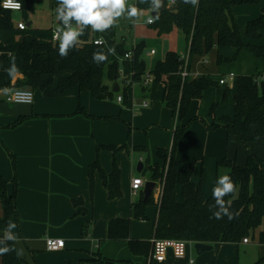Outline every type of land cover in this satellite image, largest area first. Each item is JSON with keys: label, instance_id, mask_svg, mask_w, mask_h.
<instances>
[{"label": "trees", "instance_id": "obj_1", "mask_svg": "<svg viewBox=\"0 0 264 264\" xmlns=\"http://www.w3.org/2000/svg\"><path fill=\"white\" fill-rule=\"evenodd\" d=\"M21 4L19 19L30 26L19 30L14 21V13L4 11L0 7V92L12 90H30L40 92L46 99H59L73 88L79 92L89 93L96 101L112 98L113 84L122 86L123 95L126 89L134 85H142L146 74H150L153 82L163 85V106L171 111L176 118V127L172 133L170 149H157L156 163L150 167V180L160 187L158 203H155L152 193L146 201L143 196L131 206L132 220L149 222L146 215L148 207H153V236L155 240H175L190 244L241 245L243 240L253 238L254 233L261 230L264 223V160L246 152L243 166L234 160L226 158L217 160L216 169L225 170L236 184L235 194L223 197L225 206L233 214V219L223 215L217 219L215 212L220 211L215 198L205 197L200 185H194L192 176L194 165L179 161L175 151L179 140L197 118H188L193 101L201 100L205 93L219 84L206 76L182 80L181 70L184 61L176 52L168 51L163 60L154 61L149 68L145 59L146 45L143 40L134 47H127L124 40H116V28L105 32H93L90 27L84 29L80 43L69 49L66 58L59 55V42L52 41V31L49 29H34L29 22L42 0H17ZM1 2V0H0ZM167 0H162L161 8L156 11L151 8L153 0H136L134 5L140 12H156V18L147 26L157 38L180 34L187 46L189 72L191 58L208 55L213 49L232 48L235 50L231 58L217 57V64H228L237 60L241 51L246 50L251 55L264 61V47L244 43L240 29L233 23L230 9L240 4H256L257 0H198V4L184 3L177 0L175 5L167 7ZM57 0H52V12L56 16ZM60 23L59 21H57ZM75 26V21L72 22ZM264 32V9L256 20L250 21L244 36L250 42L261 39ZM103 36L107 46L93 45L95 37ZM115 48V54L108 52ZM107 55V60L101 63L93 61L94 52ZM131 53L130 58L125 54ZM15 64L16 72L9 73ZM21 76V79H16ZM264 76V72H263ZM123 81V82H122ZM122 82V83H121ZM4 101V99H3ZM215 105L210 108L213 115ZM75 114L88 117L79 108ZM220 124L212 123L209 129L222 127L239 145H247L258 140H264V80L260 76H242L235 82L233 96V115L223 117ZM22 119L11 127L18 125ZM115 156L119 150L106 146ZM12 168L15 160L10 155ZM97 172L110 201L121 198L120 170L115 158L110 174H104L98 161L88 170L90 190H93V175ZM224 174V175H225ZM221 176V175H219ZM215 187L217 186V180ZM12 191L8 192L7 184L0 177V248L9 247L7 254L0 255V264H27L17 257L13 240L7 238L11 219L17 218V180L14 173ZM180 189V199L177 189ZM80 202V199H79ZM78 207V201L73 200ZM131 220L113 219L107 225V240L111 242H126L131 255L143 258L145 264L150 257V241L135 240L130 237ZM257 243L264 245V232L257 236ZM89 264H133L130 261L105 259L97 254ZM152 264V263H150ZM252 264H264V257Z\"/></svg>", "mask_w": 264, "mask_h": 264}, {"label": "crops", "instance_id": "obj_2", "mask_svg": "<svg viewBox=\"0 0 264 264\" xmlns=\"http://www.w3.org/2000/svg\"><path fill=\"white\" fill-rule=\"evenodd\" d=\"M263 9L264 0H257V3L252 5L240 4L231 7L230 16L233 23L240 29L244 43L264 47V32L261 39L256 42H250L244 36L246 25L259 18ZM139 26L144 27L145 25ZM118 31L120 40H124L127 47L130 48L133 43L140 42L133 40L129 46L127 44L129 40L126 38L129 35L121 32L123 31L121 25L118 29L116 28V32ZM220 49L214 50L219 51ZM229 49L231 50L229 53L225 52L228 55L222 57L231 58L233 56L235 50ZM152 50L155 51L153 48H146L145 53V59L149 61V68L150 64L154 63L151 58L157 55V51H155V54L150 56L149 53ZM188 51L187 58H189ZM167 52H164L160 60L164 59ZM241 54L258 60L262 65L260 72L248 73L245 76L259 75L260 79L264 80V61L246 50L241 51L239 55ZM194 59L190 60L189 77H207V71L200 70L207 64V59L203 57L196 58L195 61ZM230 75H233L232 79H229ZM21 78L18 76L16 79ZM237 78L233 73H223L219 80L224 79L225 84L218 86L226 87ZM117 84L118 94H122L120 82ZM154 84L158 85L156 82ZM153 85L148 87L134 85L124 91L121 104L127 103L128 90H136L138 95L134 98L136 107L132 106L135 108L132 117L127 116L123 119L120 113L116 115L108 112L105 109L104 101H96L89 93H81L76 88L68 90L59 99H46L40 92H33L32 105L6 103L3 101V97L7 91L0 93V177L5 180L8 192H11L13 188L14 173L17 180L16 208L18 215L17 218L11 219L7 236L17 237V239L11 240H13L17 252L23 250L19 258L25 263L89 264L91 259L100 254L105 259L145 264L143 258L131 255L126 242L107 240V225L113 219H130V237L132 239L150 241L153 236L154 208L148 207L146 210L150 233L142 235L140 230L134 226V222L142 221L132 220L131 206L143 196V189L137 194H133L130 190V182L133 178H141L143 182L151 181L149 169L156 163L155 152L159 148L170 149L171 144L169 147V143L172 142V133L176 127V118L162 104L163 85L157 87ZM234 92L235 87L232 94V114L223 116L219 108L215 111L218 114H215V118H210L211 121L208 123L218 122L223 117H232ZM139 98L144 100L143 103L148 106L150 102L151 106L144 107L143 103L139 102ZM213 105L217 104H212L210 108ZM79 108H82L88 117L75 114ZM154 113H160L161 118L164 117L163 120H153L156 116ZM194 117L197 118L191 111L188 118ZM172 118H174V124L171 123ZM20 119L22 122L11 127ZM195 125H191L179 140L175 156L181 162L194 165L192 182L194 185H200L205 197H210L213 195L218 176L217 160L226 158L237 163L235 154L238 155L241 145L227 135L224 129L207 133L199 128V131L194 134L192 128ZM127 128H130L134 134L129 133ZM148 128L150 138L146 140L140 136L138 129L147 130ZM149 144L152 146L150 148L154 159L146 167L141 164L143 168L140 174L143 173V177H140L137 175V168V174L133 168L134 162L137 160H134V155L136 158L138 157L134 149L144 151V145L149 147ZM106 146L122 149L113 156L111 151L105 149ZM129 148L134 150L131 151V154H129ZM179 148L186 151L179 152ZM244 148L246 152L264 160V140H258ZM240 153L239 159L243 160L244 154L241 149ZM10 155L15 160V172L12 168ZM113 158L120 170L121 198L110 201L97 172L93 175V190L91 192L88 170L95 161H98L101 170L108 175L112 170ZM199 159L205 160V165L209 168L206 175H203L202 170L199 171L195 166L194 161ZM203 160H200L201 164H203ZM237 165L242 166L243 161L239 160ZM198 177L199 179H197ZM177 196L180 197L179 188ZM73 200L78 201V207L73 205ZM1 215L0 207V217ZM13 223L16 225L15 227L12 226ZM46 239L63 240L64 249L59 252H47L45 250ZM193 245L188 246L185 259L176 260L169 254L163 264H189V259H193L194 264H252L259 256V251H257L256 257L248 243H242V246L216 244L212 246L211 251L200 256L195 254L192 249ZM258 246L264 245H256L257 248H259ZM242 249L244 261L241 259Z\"/></svg>", "mask_w": 264, "mask_h": 264}, {"label": "rangeland", "instance_id": "obj_3", "mask_svg": "<svg viewBox=\"0 0 264 264\" xmlns=\"http://www.w3.org/2000/svg\"><path fill=\"white\" fill-rule=\"evenodd\" d=\"M148 14H149L148 12H140V15L138 17H133L132 20H129L125 17H121L118 21V24L115 26V28L118 29L119 25H121L122 30H123L121 32L125 35H129L126 37L129 40L127 41V44L129 46L132 44L131 41L133 40H136L137 42L143 40L146 42L147 49L149 48L155 49V51H157V55L151 58L152 61L160 60L163 57L164 52L171 51V52H176L179 54V56L183 57V61L186 64V62H188V58L186 54H187V50L189 49V47L187 49L186 42L180 34L175 33L169 36L157 38L155 34L147 26H144V27L138 26L137 28H134L133 24L136 22L139 24L142 23L146 19ZM18 20H20L18 13H14V21H18ZM29 22L31 23V27L34 29H49L53 27L55 25L56 20L52 12V0H42V3L36 8L34 14L30 16ZM116 40L120 41L119 31L117 32ZM230 51L231 50L229 48H222L219 51H216L213 49L208 55L204 54L202 56L203 58L207 59L208 62L204 67L200 68V70L207 71V77L209 80L217 83L220 76L223 73L225 74L233 73L237 78V77L248 75V73L249 74L258 73L262 70V65L260 64V62L254 58L249 57L246 54L239 55L238 59L232 63L218 65L217 56L218 55L220 56L228 55V54H225V52L229 53ZM148 63L149 61L147 60V64ZM151 65L152 64H150V67ZM235 82L236 80L230 83L226 87L217 86V87L211 88L210 90H208V92L204 95V97L201 100L194 101L192 103L191 110L189 113L191 114V111H192L194 116H197V121L193 122V124H196L195 127L192 128V132L194 134H196L199 131V128L203 129L207 133H213L215 131H219L223 129L222 127L209 129L208 126H210L212 123H208V122L211 121L210 118L212 119L215 118V114H218L215 111H217L219 108L221 110L220 113H222L223 116H226V115L230 116L232 114L231 104H232V94H233V90L235 87ZM154 83L155 82H152L150 86H152ZM159 85L161 86L160 83H158V85L154 84L153 86L157 87ZM137 95H138V91L133 90V89L128 90L127 91V103L120 105L116 103L115 99H116V96H122V94H113L112 98L104 100V103L107 107V108L105 107V109H107L108 112L114 113L116 115L120 113L122 119L127 118V116L132 117L133 113L135 112V108H132V106L133 105L135 106L134 98ZM139 100H140L139 102L141 103L145 102L144 100L140 98ZM212 104H217L218 108H216L217 105H215L216 106L215 110L213 112V115L211 116L210 106ZM149 106H151L150 102H149ZM149 106L147 105V107ZM163 118H161L160 113H157L156 116H154L153 120L159 121V120H163ZM218 122L221 123L220 119L218 120ZM218 122H214V124ZM171 123L174 124V118L171 119ZM127 129L130 133L131 129L130 128H127ZM138 131L141 137H143L146 140H149L150 138L149 128L147 130L138 129ZM170 144L171 142L169 143V147H170ZM144 147H145L144 151H138L141 149H137V148L134 149L138 154L137 158L134 155V160L137 159L135 160L134 165H133L135 174H137L136 168H137L138 163H141L144 167H146V165L154 159L153 153L151 152V148H150L152 146H150L149 144V147L147 145H144ZM240 149L242 150V154H244L243 160H241V158L239 159L241 155ZM134 150L132 148H129V154H131V151H134ZM177 150L178 148H176V151H175L176 155H177ZM181 151L185 152L186 150L185 149L182 150V148H179V152ZM245 152H246L245 148L241 145V148L238 149V155L237 153L235 154V157L237 156V160H236L238 161L237 163H239V160H240L241 162L243 161V165L245 164V160H246ZM200 160H203V159L194 161L195 166L198 167L199 171L200 169L202 170L203 175H206L209 168L206 167L205 160H203V164H201ZM212 168L214 170V163L212 165ZM217 171H218V177H220L219 174L222 176L226 173L225 170H217ZM137 175L140 177H143V173L137 174ZM197 179H199V177ZM155 198H156V193H155ZM179 200H181L180 197H179ZM134 223H135L134 226H136V228L140 230V234L148 235V233H150V223H147V222H134ZM263 229H264V223H263L261 230L264 231ZM261 230L254 233L253 238H250V237L247 238L248 245L252 247L251 248L252 252L257 257V253H258L257 251H259L258 257L260 258L264 257V246H261V247L258 246L259 248H257L256 245H258L257 236ZM242 243L243 242H241V246H242ZM244 250L246 251L247 249H244ZM241 259L242 261H244L243 249L241 253Z\"/></svg>", "mask_w": 264, "mask_h": 264}, {"label": "clouds", "instance_id": "obj_4", "mask_svg": "<svg viewBox=\"0 0 264 264\" xmlns=\"http://www.w3.org/2000/svg\"><path fill=\"white\" fill-rule=\"evenodd\" d=\"M142 3L146 0H141ZM184 3L198 4V0H183ZM56 19L60 22L54 30V39L59 42V55L66 58L69 49L76 47L80 43V37L84 35V29L90 27L93 32H105L115 27L121 17L132 20L133 17L140 15V9L128 3V0H57ZM162 6V0H153L151 8L158 11ZM5 7L15 9L20 8L19 3L14 0H7ZM75 21V26H73ZM151 22V19L149 20ZM99 43V42H98ZM110 54H115V48H109ZM107 60V55L102 52L93 53V61L101 63ZM15 64L9 69L10 74L16 72ZM237 191L235 182L227 174L222 175L217 180V186L213 189V197L220 211L214 213L217 219H221L223 215H227L231 220L233 214L228 211L225 206L223 197L229 194H235ZM13 227L16 225L13 223ZM8 239H17L14 236H7ZM11 249L9 247L0 248V255L7 254ZM21 252H17L20 257Z\"/></svg>", "mask_w": 264, "mask_h": 264}, {"label": "built area", "instance_id": "obj_5", "mask_svg": "<svg viewBox=\"0 0 264 264\" xmlns=\"http://www.w3.org/2000/svg\"><path fill=\"white\" fill-rule=\"evenodd\" d=\"M177 0H167V7L175 5ZM7 0H1L0 2V7L4 11H10L13 13H19L21 12V4L17 1L14 0L15 3L20 4L19 9L11 8V7H5ZM136 0H128L129 4H134ZM56 19V16H54ZM151 19V22L149 20ZM58 20L56 19L55 25L51 27L52 31V41L53 42H58L55 40L54 37V30L56 26L59 24L57 22ZM153 22V17L151 16V13H149L142 23H134L133 26L134 28H137L139 25H150ZM16 27L19 30H25L27 28L26 24L22 22L21 20L15 21ZM99 42V43H98ZM93 45L96 46H107V41L103 37H96L92 40ZM135 44L133 43L132 47H134ZM155 54V51L152 50L150 51L149 55L153 56ZM125 58H130L131 53L128 52L124 56ZM183 59V57H181ZM187 67V62L186 64L184 63V67L181 70L180 77L182 80H185L189 78V72L186 69ZM233 75L229 76V79H232ZM153 78L150 74H146L144 77V80L142 81V86L148 87L152 82ZM219 86H224L225 80L221 79L218 81ZM3 93V92H0ZM4 101L9 104H14V105H32L33 103V92L30 90H12V91H7L5 96L3 97ZM117 103L121 104L123 102V97L122 96H117L116 97ZM143 106L146 107L147 104L143 103ZM145 182L141 178H133L130 182V190L133 194H137L140 190L143 189ZM156 193V198L154 194V200L155 203H158L159 201V196H160V187L156 185V188L154 190ZM151 251H150V257L149 260L147 261V264H163L166 261L167 256L170 254L174 259L176 260H183L186 258L187 254V248L190 245V243L183 242V241H175V240H155L151 239ZM244 244H247V240H243ZM64 249V241L60 239H46L45 240V250L47 252H59ZM189 264H194L193 259L188 260Z\"/></svg>", "mask_w": 264, "mask_h": 264}, {"label": "water", "instance_id": "obj_6", "mask_svg": "<svg viewBox=\"0 0 264 264\" xmlns=\"http://www.w3.org/2000/svg\"><path fill=\"white\" fill-rule=\"evenodd\" d=\"M151 16L153 18H156L157 13L156 12H153V13H151ZM26 26L28 28L30 26V24L28 23ZM111 92L113 94H118L119 93V87H118V84L116 82L113 84V87L111 89ZM142 168L143 167H142L141 163H139L137 165V173L138 174L141 173ZM155 188H156V184L154 182H151V181L145 182L144 187H143V191H142L143 200L144 201H146L148 199V197L154 192ZM193 249L195 251V254L197 256H200L201 254H203L205 252L211 251L212 250V246L205 245V244H194L193 245Z\"/></svg>", "mask_w": 264, "mask_h": 264}]
</instances>
